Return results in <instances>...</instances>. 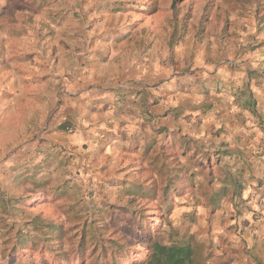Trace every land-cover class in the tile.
<instances>
[{"label":"rangeland","instance_id":"374dc122","mask_svg":"<svg viewBox=\"0 0 264 264\" xmlns=\"http://www.w3.org/2000/svg\"><path fill=\"white\" fill-rule=\"evenodd\" d=\"M108 5L127 10L115 14L118 23L110 19L126 37L105 43L110 36L94 34L93 70L78 73L72 84L75 89L119 86L135 91V97L118 98L96 128L100 141L88 138L98 144L80 150L81 155H70L65 139L52 141L46 149L34 148L28 155L3 157L4 142H0V264H133L147 252L148 239L154 236L163 243H181L191 236L206 262L211 249L224 245L239 255L247 245L260 246L262 242L243 237L246 222L234 205L244 203L242 199L237 203L236 189H228L223 202L212 203L210 198L216 191L211 182L222 166L216 150L225 144L215 142L217 137L238 131L235 117L256 118L260 120L254 125L256 131L264 130V93L256 94L252 108L246 110L238 106L204 112L209 135L194 132L183 137L180 131L181 119L193 114L186 95L200 96L206 88L191 86L194 76L198 78L197 71L206 68V62L211 70L218 61L211 55L199 56V50L217 48L223 40L255 47L247 41L254 38L256 26L264 27V0H112ZM261 45L264 51V41ZM227 69L234 71V65ZM214 75L215 85L208 91L221 92L220 78ZM205 76L201 72L200 79L209 78ZM31 80L35 78L27 77L23 88L32 103L31 92L41 94L42 87ZM92 91L87 95L95 96L103 116L106 106ZM41 101L36 99L38 104ZM28 106L31 113L34 105ZM43 124H30V134L35 130L49 135L75 133L70 125L56 132L47 120ZM122 126L115 141L105 139L114 137L110 130ZM140 186L152 189L153 195L135 193ZM24 240L26 245L19 246ZM116 243L129 248L128 259L120 251L113 254ZM56 254H63L65 260L60 262ZM251 258L254 264H264L261 252Z\"/></svg>","mask_w":264,"mask_h":264},{"label":"crops","instance_id":"0c3cea01","mask_svg":"<svg viewBox=\"0 0 264 264\" xmlns=\"http://www.w3.org/2000/svg\"><path fill=\"white\" fill-rule=\"evenodd\" d=\"M96 1H99V5H95ZM111 1L0 0V142H4L3 157L28 155L34 148L46 149L52 141L58 140L61 143L65 139L69 141L67 144L69 154L81 155L80 150L88 151L98 144L87 139L92 137L97 140L96 128L101 126L100 119L103 121V117L108 116L118 98L135 97V91H125L119 86H100L91 89L85 86L75 89L72 84L78 73L87 75L93 70L92 58L95 59L96 54L91 51V46L94 40L97 45L94 34L102 32L104 36H110L105 43H110L114 38L119 42L126 37V34H120L122 31L118 32L120 29H115L117 25L113 24L118 23L115 14L127 10H120L123 6L113 9L108 5ZM111 18L114 19V23L111 22ZM262 25L256 26L254 38L247 41L255 45L252 49L244 48L245 43L240 44L237 41L234 44L223 40L218 43L217 48L212 47L208 50L204 46L199 50V56L211 55L212 58H218V61L211 70L209 63L206 62V68L201 67L199 68L201 71H197L198 78L194 76L195 80L191 86L202 84L206 88L200 96L195 93L186 95L187 107H191L190 113L193 114H187L181 119L183 126L187 127L181 126L182 131L178 128L181 136L185 137L194 132L209 135L206 131L207 120L204 112L220 108L235 109L238 106L246 110L252 108L256 94L264 93ZM216 45V42L211 43V46ZM226 58L232 60L227 61ZM228 64L234 65V71L227 69ZM201 72L211 79H200ZM214 74L220 78L218 84L222 87L221 92L208 91L215 85L212 81L216 78ZM27 77L35 78L31 83L37 85L39 82V87H42L41 94L37 90L31 92L32 103L27 102V90L23 88ZM169 81L171 82V79L162 83L166 84ZM181 81H185V78ZM93 89L96 91H92ZM88 90L97 94L96 96L99 95L102 105L106 106L103 116L97 111V100L93 98L95 96H92L91 92L87 95ZM38 94L39 100H42L40 104L36 103ZM28 105H34L31 113H28L30 109ZM195 110L198 112H193ZM30 118H34V122H30ZM249 118L235 117L236 124L240 126L237 127L238 131L232 135L221 133L216 136L215 142H225L216 150L221 154L220 168L226 167L230 172H222L221 169L220 174L214 172L215 178L211 183L216 191L210 200L216 204L221 200L223 202L226 191L236 189L237 203L241 199L244 203L243 206L234 205L238 217L243 216L246 222L244 226L246 236L243 237L250 238V241L255 240L259 245L261 242L263 244L247 245L242 251L243 255H239L228 245L222 246L220 250L211 249L212 255L207 264H254L251 257L260 252L264 259V202H261L263 199H259L260 196H264V130L260 128V131H256L255 124L260 120ZM46 120L55 126L56 132H60L66 124L70 125L75 133L49 135L47 132L33 130V135L30 134L28 129L30 124L42 125ZM123 130V126L119 129L115 127L110 130L115 133L112 134L114 137L109 136L105 139L115 141L113 139H117L116 135ZM29 140L35 142L31 145ZM13 141H17V144L11 145ZM89 143L93 144L89 146ZM52 148H56L55 145Z\"/></svg>","mask_w":264,"mask_h":264},{"label":"trees","instance_id":"16d2710c","mask_svg":"<svg viewBox=\"0 0 264 264\" xmlns=\"http://www.w3.org/2000/svg\"><path fill=\"white\" fill-rule=\"evenodd\" d=\"M172 190L173 188L170 189V191ZM152 192V189L144 188L143 186L135 189V193L141 196L153 195ZM167 194L168 192L165 190L163 196L166 197ZM54 229L57 231L58 227L55 226ZM26 241L21 242L19 246L26 245ZM121 246V244L116 243L113 247L118 250H112L113 254H116V251H120L123 255L122 258L128 259L131 254L129 248L122 249ZM56 255L60 262L65 260L63 254ZM133 264H207V262L201 257L200 244L191 236L181 243H163L158 237L154 236L148 239L147 252L142 254L137 262Z\"/></svg>","mask_w":264,"mask_h":264}]
</instances>
